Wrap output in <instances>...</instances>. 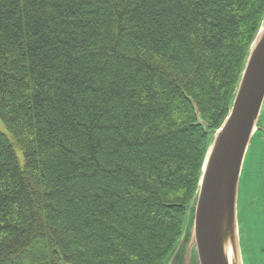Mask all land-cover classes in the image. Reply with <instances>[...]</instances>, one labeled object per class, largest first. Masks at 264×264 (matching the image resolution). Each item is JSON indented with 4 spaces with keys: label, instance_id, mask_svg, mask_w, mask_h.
<instances>
[{
    "label": "trees",
    "instance_id": "trees-1",
    "mask_svg": "<svg viewBox=\"0 0 264 264\" xmlns=\"http://www.w3.org/2000/svg\"><path fill=\"white\" fill-rule=\"evenodd\" d=\"M263 15L0 0V264H163Z\"/></svg>",
    "mask_w": 264,
    "mask_h": 264
},
{
    "label": "water",
    "instance_id": "water-1",
    "mask_svg": "<svg viewBox=\"0 0 264 264\" xmlns=\"http://www.w3.org/2000/svg\"><path fill=\"white\" fill-rule=\"evenodd\" d=\"M193 105L197 124L209 135V141L197 190L187 205L182 235L163 264H264V121L260 120L264 106V15L221 126L210 130ZM257 134L263 142L261 212L254 211L247 218L255 232L248 233L244 247L239 229L240 184L246 155Z\"/></svg>",
    "mask_w": 264,
    "mask_h": 264
},
{
    "label": "rangeland",
    "instance_id": "rangeland-1",
    "mask_svg": "<svg viewBox=\"0 0 264 264\" xmlns=\"http://www.w3.org/2000/svg\"><path fill=\"white\" fill-rule=\"evenodd\" d=\"M260 120L264 121V106ZM0 130L8 133L7 128L5 127L4 123L1 120H0ZM262 133L263 132L260 131V134ZM260 134L259 135L257 134L251 143V147L245 158L244 167L241 176L238 211H239V229H240V235L242 236V242L244 247L246 244H248L247 242L248 233L253 234L255 232V226L252 227L251 230V227H249L248 225V223L250 224V222L249 220H247V218H249L251 213L254 211L261 212V207L259 205V195H260V187L262 185V177H261L260 169L262 167L261 160L263 153V145H262L263 142H262V137H260L261 136ZM18 155L20 161L23 162V157L21 152H18ZM244 257L247 263L249 256L246 252L244 254Z\"/></svg>",
    "mask_w": 264,
    "mask_h": 264
}]
</instances>
